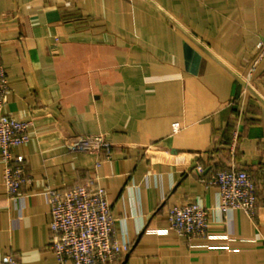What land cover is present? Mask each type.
Instances as JSON below:
<instances>
[{
  "label": "crops",
  "instance_id": "obj_1",
  "mask_svg": "<svg viewBox=\"0 0 264 264\" xmlns=\"http://www.w3.org/2000/svg\"><path fill=\"white\" fill-rule=\"evenodd\" d=\"M0 35L4 111L33 123L13 149L31 179L19 196L0 151V264H58L49 189L91 183L132 247L119 264H264V0H0ZM94 134L111 159L70 150ZM232 167L256 184L253 219L216 210L208 181ZM188 202L210 220L191 243L169 221Z\"/></svg>",
  "mask_w": 264,
  "mask_h": 264
},
{
  "label": "built area",
  "instance_id": "obj_2",
  "mask_svg": "<svg viewBox=\"0 0 264 264\" xmlns=\"http://www.w3.org/2000/svg\"><path fill=\"white\" fill-rule=\"evenodd\" d=\"M2 37L0 35V46ZM264 56V41L259 43ZM9 84L4 64L0 60V151L3 180L9 196H19L22 187L31 182L27 176L24 157L13 154V149L30 140L32 121H20L5 113ZM180 123H173V133L180 131ZM239 133L235 131L231 144L234 152ZM71 151L94 153L101 158H112L114 145L104 134L77 135L68 138ZM200 173L205 170L198 167ZM208 184L218 188L216 210L243 211L254 218L257 210L256 184L248 171L232 167L219 171ZM51 210L50 249L58 264H119L131 252V245L120 243L116 235V218L104 187L96 184L75 186L61 191L49 189ZM169 221L177 235L188 243L205 239L209 234V210L198 202L176 205L169 210ZM6 264H18L12 256Z\"/></svg>",
  "mask_w": 264,
  "mask_h": 264
},
{
  "label": "trees",
  "instance_id": "obj_3",
  "mask_svg": "<svg viewBox=\"0 0 264 264\" xmlns=\"http://www.w3.org/2000/svg\"><path fill=\"white\" fill-rule=\"evenodd\" d=\"M256 196H257V188H256ZM257 200H258V196H257Z\"/></svg>",
  "mask_w": 264,
  "mask_h": 264
}]
</instances>
